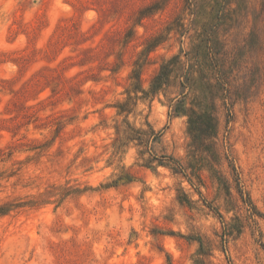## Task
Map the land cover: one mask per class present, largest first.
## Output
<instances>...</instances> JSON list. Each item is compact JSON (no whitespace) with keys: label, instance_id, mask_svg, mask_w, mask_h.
Instances as JSON below:
<instances>
[{"label":"rangeland","instance_id":"1","mask_svg":"<svg viewBox=\"0 0 264 264\" xmlns=\"http://www.w3.org/2000/svg\"><path fill=\"white\" fill-rule=\"evenodd\" d=\"M173 56L194 87L138 100L129 123L186 165L176 110L213 102L220 152L264 218V0H0V205L45 200L0 217V264H264V221L206 172L191 186L134 145L113 152L134 64L146 92ZM123 170L133 180L111 185Z\"/></svg>","mask_w":264,"mask_h":264},{"label":"trees","instance_id":"2","mask_svg":"<svg viewBox=\"0 0 264 264\" xmlns=\"http://www.w3.org/2000/svg\"><path fill=\"white\" fill-rule=\"evenodd\" d=\"M135 69L131 71L129 80L130 88L126 90V94L129 96L133 94V98H128L127 101L119 103L115 108L117 116H123L121 124L115 126L114 139L111 144L114 154H124L129 145H134L138 149L139 160L142 162V166L150 170H155L156 167H163L168 169L173 175H181L184 177L191 186H193V180L199 185L203 180V172H206L209 179L216 183L220 190L224 191L227 198V204H238L241 203L247 206V212L249 217L257 216L264 221L262 214H260L255 206L252 204L250 198L246 194L244 187L241 183L237 169L234 166L233 161L227 154L223 156L220 152L217 139L219 134V121L217 118L216 108L213 102L206 103L204 100H199L197 94H193L190 107H181L176 111H184L186 117V165H183L179 160L172 156H155L151 154V145L161 138V133L156 132L148 123H145V127L136 128L128 121V116L132 113L136 107L137 101L147 98L148 96H156L160 92L164 96L172 94L168 91L169 88L181 87L184 89H191V76L188 75L189 71L183 68V65L178 56H173L170 59L164 61L158 72L154 75L149 89L145 92L141 87V70H138V64H134ZM181 78L183 80H181ZM222 84L228 85L224 78L220 77ZM209 82V81H208ZM205 87L208 88V83ZM195 85V84H194ZM198 91V89H194ZM141 93L142 97H138ZM207 94L210 92L207 90ZM184 102L187 98L186 94H181ZM176 98V97H174ZM206 98V97H202ZM130 100L133 102L130 103ZM172 101V100H171ZM148 155V158L145 156ZM223 160L228 161L229 175L223 170ZM154 163L156 164L154 166ZM125 180L131 182L133 177L126 172L122 171L121 176L116 182ZM232 189L235 191L236 196L234 197L231 193ZM53 191H48L46 194H52ZM61 193L59 200H63L68 194ZM73 193V192H72ZM78 194V192H76ZM74 194V193H73ZM186 197V196H185ZM182 202L188 203V200H181ZM45 200L37 199L30 200L28 202H18L0 205V217L7 215L9 212L19 209L24 206L37 207L44 203ZM264 250V243L260 244ZM198 264H203L202 262Z\"/></svg>","mask_w":264,"mask_h":264}]
</instances>
